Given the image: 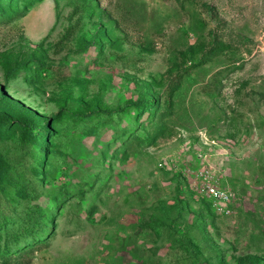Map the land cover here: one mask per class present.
<instances>
[{
  "label": "rangeland",
  "instance_id": "1",
  "mask_svg": "<svg viewBox=\"0 0 264 264\" xmlns=\"http://www.w3.org/2000/svg\"><path fill=\"white\" fill-rule=\"evenodd\" d=\"M2 117L0 264H264V0H0Z\"/></svg>",
  "mask_w": 264,
  "mask_h": 264
},
{
  "label": "trees",
  "instance_id": "2",
  "mask_svg": "<svg viewBox=\"0 0 264 264\" xmlns=\"http://www.w3.org/2000/svg\"><path fill=\"white\" fill-rule=\"evenodd\" d=\"M156 101L155 97H150L149 99H146L144 101V105H149L152 104ZM103 110V113L106 114H112L114 112H116L117 110H108V109H101ZM1 122L4 124H9L11 125L12 128H15L16 131L19 133V135L21 137H23L24 135L29 136L30 139H32V141H34V138L36 137L37 133L39 132V128H38V123L37 121H27L23 118H17L14 119L12 117H8V118H0ZM22 190L19 189V192L21 194L24 193H29L28 190H30L27 186H22L21 188ZM245 259H249L252 258L251 256H245Z\"/></svg>",
  "mask_w": 264,
  "mask_h": 264
},
{
  "label": "built area",
  "instance_id": "3",
  "mask_svg": "<svg viewBox=\"0 0 264 264\" xmlns=\"http://www.w3.org/2000/svg\"><path fill=\"white\" fill-rule=\"evenodd\" d=\"M210 194L212 195V196H214V195H218V193L214 190V189H210Z\"/></svg>",
  "mask_w": 264,
  "mask_h": 264
}]
</instances>
